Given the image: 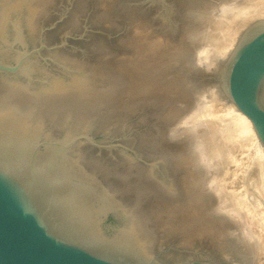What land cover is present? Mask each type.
Returning <instances> with one entry per match:
<instances>
[{"label":"rangeland","instance_id":"obj_1","mask_svg":"<svg viewBox=\"0 0 264 264\" xmlns=\"http://www.w3.org/2000/svg\"><path fill=\"white\" fill-rule=\"evenodd\" d=\"M15 1L0 0L1 61L15 60L21 35L32 47L42 31L49 47L67 43L31 59L26 74L0 72V109L20 107L32 117L29 128L37 137L21 142L66 144L88 136L104 145L81 139L61 156L79 170L83 195H93L95 185L104 193L90 204L102 232L131 233L148 261L245 264L243 232L264 246V146L237 144L227 160L215 157V141L209 142L215 139L205 142L207 131L198 144L197 127L205 126L195 115L212 85L232 102L221 88L223 64L245 29L264 17L239 29L226 56L207 63L200 52L205 37L220 28L214 13L224 1L235 0ZM57 82L63 85L59 98L53 90ZM205 146L212 148L204 153ZM218 170L213 187L211 175ZM217 184L224 195L218 190L216 195ZM224 200L239 216L222 212ZM256 260L264 264V258Z\"/></svg>","mask_w":264,"mask_h":264},{"label":"water","instance_id":"obj_2","mask_svg":"<svg viewBox=\"0 0 264 264\" xmlns=\"http://www.w3.org/2000/svg\"><path fill=\"white\" fill-rule=\"evenodd\" d=\"M20 42L13 62L0 60V72L26 74L35 56L67 44L49 47L45 31L36 46H28L23 35ZM221 87L250 119L264 146V20L248 27L224 62ZM36 137L0 139V264H158L141 256L126 230L102 232L101 220L90 208L93 195L82 194L79 170L61 156L81 139L105 146L88 136L66 144L43 142L45 147L21 142ZM95 191L102 192L96 185Z\"/></svg>","mask_w":264,"mask_h":264},{"label":"bare ground","instance_id":"obj_3","mask_svg":"<svg viewBox=\"0 0 264 264\" xmlns=\"http://www.w3.org/2000/svg\"><path fill=\"white\" fill-rule=\"evenodd\" d=\"M14 1V0H13ZM17 1V0H16ZM15 1V2H16ZM12 1H10L9 4H12L11 3ZM18 3V1H17ZM234 3V4H233ZM231 4V1L230 2H223V5L224 6H220L219 9H217L215 11V15L213 16L215 18V16L217 18H215L217 20V24L220 25V28H219V32H215L213 31V33L206 38L207 42L204 43V41L202 42V45H203V48L200 52V55H201V58H202V61L203 62H215L216 60L220 59V58H223L224 56H226V54L228 53V51L230 52L231 50V47L233 48V45H235V41H236V38H238V33L240 32L239 29L245 27L246 25H248V23H250L253 19L255 18H262V16L264 17V0H241V1H238V0H235ZM8 4V5H9ZM20 4V3H19ZM12 6V5H10ZM20 6V5H19ZM18 6V7H19ZM9 7V6H8ZM13 7H16V6H13ZM9 9H11L9 7ZM16 8H14V11H15ZM4 10V9H3ZM37 10V9H36ZM32 11V10H31ZM8 12V11H7ZM6 12V13H7ZM34 12V11H33ZM10 13H8L9 15ZM6 15V14H5ZM30 15V14H29ZM35 15V14H34ZM4 16V15H3ZM212 17V18H213ZM30 18V17H29ZM28 18V19H29ZM209 18V17H208ZM214 19V20H215ZM3 20V19H2ZM36 20V19H35ZM255 21V20H254ZM258 21H261V20H258ZM256 21V22H258ZM1 22V21H0ZM28 22L30 23L31 22V19L28 20ZM254 22V23H256ZM32 23V22H31ZM252 23V24H254ZM28 24V23H27ZM34 24V23H33ZM213 24V23H212ZM216 24V25H217ZM251 24V25H252ZM250 25V26H251ZM1 26V25H0ZM210 26V25H209ZM214 26V25H213ZM248 26V27H250ZM248 27L245 29L244 33L246 32V30L248 29ZM215 28V27H214ZM213 28V29H214ZM4 30V29H3ZM207 30V29H206ZM1 31V30H0ZM209 32V30H207ZM211 31V32H212ZM4 32V31H2ZM204 32V31H203ZM244 33L242 34V36L244 35ZM2 34V33H1ZM5 34V33H4ZM7 34V33H6ZM209 34V33H208ZM240 34V33H239ZM204 35H207V34H204ZM5 36V35H4ZM241 36V37H242ZM1 39V38H0ZM239 42V41H238ZM238 44V43H237ZM236 44V45H237ZM236 47V46H235ZM235 49V48H234ZM233 49V50H234ZM231 55V54H230ZM229 55V56H230ZM222 60V59H221ZM218 62V61H216ZM222 64V63H221ZM211 65V64H210ZM209 65V66H210ZM215 65V63H214ZM14 81V80H13ZM19 81V80H18ZM56 82V80H55ZM5 84V83H4ZM4 86V85H2ZM6 86V85H5ZM21 86V85H20ZM55 89L53 88L54 91H56L55 95L57 94H63V92H60L62 91L63 89V85L61 82H57L55 85H54ZM10 87V86H9ZM18 87V86H17ZM3 88V87H2ZM8 88V87H7ZM6 88V89H7ZM13 88V87H11ZM26 88V87H25ZM210 88H212L211 92L208 90L206 92H203V96L205 95V99H203L201 101V103H204L205 106L203 105H200V108H201V112H199V114L195 115V120L196 122H200L197 120V118H199L201 120L200 122V127L201 126H205V128L203 127V129H199L197 127V137H198V144L202 143L201 141H199L200 139H202V136L201 135H204L207 131V135H206V138H205V142L208 141V139H215L213 140V142L211 140H209V142L212 144L215 143L212 145L213 147V153L215 151V154H212L213 156L215 155L216 157V154L217 156H221V159H224L227 160V156L229 154L230 151H234V147L238 144L239 147L243 148V147H246V146H249V144H251L252 146L254 147H261L263 146L261 144V142L259 141L257 135H256V132L254 131V128L252 126V123L250 121V119L244 114L242 113L238 107L233 103V102H227L225 98L222 97L221 93L217 90V86L216 85H212ZM222 88V87H221ZM27 89V88H26ZM16 90V89H15ZM22 90V88L20 89ZM223 90V89H222ZM3 91V90H2ZM7 91H10V90H7ZM13 91V90H12ZM18 91H19V88H18ZM30 91V90H29ZM67 91V90H66ZM65 91V92H66ZM88 91V90H87ZM83 92L82 91V94H85L84 96H86L87 98H91L86 92ZM11 92V91H10ZM24 92V91H23ZM27 92V91H25ZM24 92V94H25ZM60 92V93H59ZM64 92V93H65ZM91 92V91H89ZM222 92V91H221ZM224 92V91H223ZM7 93V92H6ZM9 93V92H8ZM17 93V92H16ZM35 93V92H34ZM97 93V92H96ZM95 93V94H96ZM99 93V92H98ZM1 94V92H0ZM23 94V93H21ZM54 94V93H53ZM92 94H94L92 92ZM100 94V93H99ZM3 95V94H2ZM5 95V94H4ZM8 95V94H7ZM27 95V94H26ZM38 95V93H37ZM41 95V94H40ZM47 95V94H46ZM81 95V94H80ZM10 96V95H8ZM13 96V95H12ZM17 96V95H16ZM44 96V95H43ZM49 96V95H48ZM54 96V95H51V97ZM89 96V97H88ZM96 96V95H95ZM11 97V96H10ZM33 97V96H32ZM37 97V96H36ZM40 97V96H39ZM51 97L50 98V101H51ZM55 97V96H54ZM57 97L59 98V96L57 95ZM56 97V99H57ZM81 97V96H80ZM83 97V95H82ZM94 97V96H93ZM101 97V96H100ZM7 98V97H6ZM43 99L42 102H44V98L45 97H42ZM9 99V98H8ZM14 97L12 98L11 101L14 102ZM29 99V98H28ZM30 99H33V98H30ZM36 99V98H35ZM34 99V100H35ZM47 99V98H46ZM84 99V98H83ZM96 99V98H95ZM10 101V102H11ZM19 100H17L18 102ZM40 101V100H39ZM47 101V100H46ZM49 101V100H48ZM53 101V100H52ZM38 102V101H37ZM41 102V103H42ZM60 102V101H59ZM8 103V102H7ZM23 103V101L21 102ZM41 103H39L41 106ZM49 103V102H48ZM47 103V104H48ZM17 104V103H16ZM46 104V102H45ZM6 105V104H5ZM11 105V104H10ZM23 105V104H22ZM30 105V104H29ZM34 105V104H33ZM208 105V109L206 108V106ZM1 106V105H0ZM12 107L14 105H11ZM20 106V104L18 105ZM59 106V104L57 105V107ZM6 107V108H5ZM3 106L2 109H0V139H19L18 137L19 136H27V135H34L32 133L33 130H31L29 128V120L27 119V115L22 113L23 111L21 110H18V108L20 107H17V109H14V110H9L10 108H8V106ZM16 107V106H14ZM205 107L206 110L203 111V108ZM6 110H5V109ZM32 108V107H31ZM30 108V109H31ZM37 108V107H36ZM44 108V107H43ZM8 109V110H7ZM13 109V108H12ZM22 109V108H21ZM26 109V108H25ZM35 109V108H34ZM40 109V108H39ZM23 110H24V107H23ZM32 110V109H31ZM37 111V110H36ZM217 111V112H216ZM25 112V111H24ZM34 112V111H33ZM33 114V113H32ZM35 114V113H34ZM217 114L218 116H220L221 118L216 120L217 119V116L215 115ZM30 117H31V114H30ZM30 117H28L30 119ZM40 117V116H39ZM193 117V116H192ZM32 118V117H31ZM35 118V117H34ZM41 118V117H40ZM39 119V118H38ZM197 123V124H198ZM193 125H196V124H193ZM212 126V127H211ZM215 127V128H214ZM32 128V127H31ZM218 128V129H217ZM211 131V132H210ZM210 135V136H208ZM7 137V138H6ZM208 137V138H207ZM20 140V139H19ZM203 140V139H202ZM208 144L206 143V145L208 144L211 145V144ZM253 143H255L253 145ZM203 146V144H201ZM256 145V146H255ZM208 146H205L208 147ZM201 147V146H200ZM212 147H208L207 149H204V153H206V151L210 150ZM238 147V148H239ZM252 147V148H254ZM256 147V148H257ZM204 148V147H203ZM236 148V147H235ZM240 149V148H239ZM238 149V151H239ZM246 149V148H245ZM203 150V149H202ZM206 150V151H205ZM243 151H245L243 149ZM235 153V152H234ZM241 153V152H240ZM212 155L210 156V152L208 154L209 157H212ZM207 156V157H208ZM203 158H206V155H202L200 156L199 160L201 162V160ZM214 158V157H212ZM219 157H217V160H218ZM208 159V158H207ZM211 158H209L210 160ZM220 159V160H221ZM206 160V159H205ZM204 160V161H205ZM216 160V158H215ZM212 161V163L214 162L213 159L210 160ZM223 161V162H224ZM222 162V161H221ZM210 163V162H209ZM215 163V162H214ZM216 164V163H215ZM219 171L218 170V174L213 172V174L211 175L212 177H214L213 179H211V182L210 185L213 186L214 184V179H216V177L220 174H219ZM262 171V170H261ZM201 174V173H200ZM198 175V174H197ZM202 175V174H201ZM207 175V174H205ZM203 177V176H202ZM234 177V175H233ZM220 179V178H219ZM218 180V179H216ZM216 183V182H215ZM217 183H219L217 181ZM263 185H264V180H263ZM262 183H261V186L263 187ZM218 186V184H217ZM260 186V187H261ZM214 187V186H213ZM219 188H215L214 190H216V195H217V190H218V193L220 195V192L222 191H225L222 187V186H218ZM264 188V187H263ZM264 190V189H263ZM227 193V192H226ZM264 193V192H263ZM222 194L224 195L225 193L222 192ZM221 194V196H222ZM243 194V193H242ZM228 195V194H227ZM104 195L103 193H99V192H94L93 194V199H98V198H102ZM226 196V195H225ZM230 196V195H228ZM228 196L226 198H228ZM242 196V195H241ZM213 197V196H212ZM239 197V196H238ZM243 198V197H242ZM245 198V197H244ZM214 199V198H212ZM223 199V198H222ZM225 201V200H224ZM223 201V203L221 204V207H222V212H227L229 211V213H231L232 215H238L237 214V211L236 209L233 210L228 208L229 205L227 204L228 202V199H226V203ZM243 201H240V203H242ZM229 203V202H228ZM239 203V204H240ZM229 204H233V203H229ZM219 204H217L218 206ZM235 205V204H234ZM242 205V204H241ZM231 206V205H230ZM217 208V207H216ZM228 208V209H227ZM230 209V210H229ZM185 211V210H184ZM92 216V215H91ZM228 216V215H227ZM93 217V216H92ZM227 220L229 218H227L226 216H224ZM231 217V216H230ZM237 217V216H236ZM241 218V217H240ZM241 223V222H240ZM264 227V226H262ZM242 232V231H241ZM261 233V232H260ZM249 236V237H248ZM247 236V232H243L242 233V237L240 239V241L243 240V242L245 244H242L239 243V246L241 247V245L243 247L246 248V250L243 252V249H242V254L240 255L245 264H258L257 262V256H258V260L259 262L263 261L262 258H264V246H262L263 244L259 245V243L253 239V237L251 238L250 235ZM261 236V235H260ZM256 237V236H255ZM249 239V240H248ZM257 239V237L255 238ZM248 240V241H247ZM258 240V239H257ZM261 240V239H260ZM264 240V239H263ZM259 241V240H258ZM264 242V241H263ZM241 244V245H240ZM260 246V247H259ZM239 247V248H240ZM242 247V248H243ZM253 247H255V249L257 248V251L253 250L252 253L250 252V250L253 249ZM237 248V247H236ZM241 249V248H240ZM239 250V249H238ZM252 254L254 256H252ZM252 256V257H251ZM251 259H254L253 261L254 262H251ZM242 263V262H241Z\"/></svg>","mask_w":264,"mask_h":264}]
</instances>
